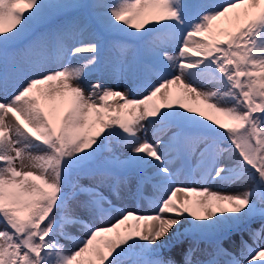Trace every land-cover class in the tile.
<instances>
[{"label": "snow or ice", "instance_id": "snow-or-ice-1", "mask_svg": "<svg viewBox=\"0 0 264 264\" xmlns=\"http://www.w3.org/2000/svg\"><path fill=\"white\" fill-rule=\"evenodd\" d=\"M0 92V264H264V0H0Z\"/></svg>", "mask_w": 264, "mask_h": 264}, {"label": "rangeland", "instance_id": "rangeland-1", "mask_svg": "<svg viewBox=\"0 0 264 264\" xmlns=\"http://www.w3.org/2000/svg\"><path fill=\"white\" fill-rule=\"evenodd\" d=\"M82 2L89 3L88 0H82ZM215 2L216 3H223L224 0H215ZM40 30H43V29H40ZM58 66H59L58 63H52V64L48 65L49 68H56ZM31 74L32 73H28V72L23 73L16 81L13 82L12 85H10L8 94H10L12 91H14L15 87L19 86V84L23 82L24 78L27 75H31ZM107 77H111V78L109 79ZM157 79H158V76L155 73L151 74L147 78V81L144 82V81H134V80L122 77L120 75L114 76L111 72L108 73V75H107V74H105V72L101 71V72H98L96 74H93L83 83H84L85 89L87 90L89 85L92 82H95L96 80H101L107 86L118 88L120 90H124L125 88H131L133 94L137 97H140L143 94H145V91H144L145 83H155ZM206 87L211 88V87H213V85L209 84V85H206ZM5 98H7L6 94L3 92H0V99H5ZM151 138H152V133L150 130L149 131V139H151ZM223 159L226 163L231 162V158L229 156H225ZM189 166L194 169L196 166V161L190 160L187 164L181 163V164L176 165L177 169H180L181 173H182L180 176L179 182L186 183V184L192 183L191 179L186 178L187 174H188ZM197 179H198V177H197ZM78 183L84 187H92V186H96L97 181L94 180L89 173L85 172V173L81 174V176L78 180ZM195 186H199V185L197 184ZM206 186L211 187L213 189L226 191V192H235L236 191V190L235 191L229 190L231 188L234 189V185L228 186L229 188H227L223 185H219V184L209 182ZM98 190L101 191L106 197H108V199L112 200L114 206L117 208L134 210V211H137L139 213H144V214H150L151 212H153L155 210L154 204H153L154 190L150 185L145 187L142 197L133 196L128 190H122L120 195L117 197L113 194V192L111 191V189L108 187L107 184L100 185ZM69 191H71V189ZM79 199L83 200V199H85V196L83 194H80ZM117 214L118 213H112L111 215L115 216ZM82 215H84L86 219H89L93 224H96L97 226H105L109 222L107 219L101 220L99 218L88 217L86 214H82ZM185 228H188L187 224L185 225ZM69 231H70L72 237L74 238V240L78 241L79 239L83 238L85 230L82 228H79V227H74V228H71ZM243 238L247 241L250 239V237L246 233L244 234ZM188 240L190 241L191 237H189ZM198 240L200 241L201 249H209L210 250L212 245H213V242L215 240V237L211 234H207L205 236L198 237ZM239 240H240L239 235H236L233 237V241H235L236 243H239ZM61 242L64 243L69 248L73 246V241L62 240ZM227 243H229V242L225 243V245H224L225 247H227ZM235 249H237V247L234 248L232 251H235ZM173 254H174L175 258L181 259V249H179V248L174 249ZM220 259L223 261V260H226L227 258L221 257Z\"/></svg>", "mask_w": 264, "mask_h": 264}, {"label": "bare ground", "instance_id": "bare-ground-1", "mask_svg": "<svg viewBox=\"0 0 264 264\" xmlns=\"http://www.w3.org/2000/svg\"><path fill=\"white\" fill-rule=\"evenodd\" d=\"M92 2V0H89V3H91ZM75 62V61H74ZM108 73H110V72H105V74H107L108 75ZM107 78H111V77H107ZM151 186V185H150ZM227 188H229V187H227ZM229 190H231V191H238L239 190V188H238V186H235L234 185V189H229ZM248 242H250V243H252V241H251V239H249L248 240ZM239 243H236L235 241H233V242H229V243H227V247L229 248V250L230 251H232L234 248H236L237 247V245H238ZM235 251H237V249H235Z\"/></svg>", "mask_w": 264, "mask_h": 264}]
</instances>
